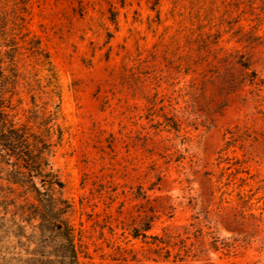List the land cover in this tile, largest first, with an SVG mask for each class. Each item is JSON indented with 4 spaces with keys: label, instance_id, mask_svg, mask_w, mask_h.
Returning <instances> with one entry per match:
<instances>
[{
    "label": "rangeland",
    "instance_id": "rangeland-1",
    "mask_svg": "<svg viewBox=\"0 0 264 264\" xmlns=\"http://www.w3.org/2000/svg\"><path fill=\"white\" fill-rule=\"evenodd\" d=\"M15 4L0 11L14 17ZM15 12L4 97L15 121L49 119L80 264H264V0H28ZM21 218L0 203V264L35 248L37 221Z\"/></svg>",
    "mask_w": 264,
    "mask_h": 264
},
{
    "label": "trees",
    "instance_id": "trees-1",
    "mask_svg": "<svg viewBox=\"0 0 264 264\" xmlns=\"http://www.w3.org/2000/svg\"><path fill=\"white\" fill-rule=\"evenodd\" d=\"M27 1L18 0L21 7L15 4L14 17L0 11V178L9 186H0V203L21 209L22 222L37 221L30 224L36 231L32 234L35 248L25 264H80L74 229L64 218L70 205L61 197L63 184L48 164L52 134L49 119L42 116L40 121H34L36 128L29 122L15 121L10 100L4 97L10 92L8 88L14 89L17 78L13 60L18 46L14 31L21 28L17 21L22 18L15 11L26 10ZM10 22L14 25L11 29ZM5 68L8 74H4ZM6 190L19 199L7 198ZM11 223L16 230L23 228L14 220Z\"/></svg>",
    "mask_w": 264,
    "mask_h": 264
}]
</instances>
